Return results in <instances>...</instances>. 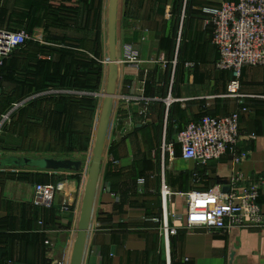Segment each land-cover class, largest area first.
Segmentation results:
<instances>
[{"label":"crops","instance_id":"crops-1","mask_svg":"<svg viewBox=\"0 0 264 264\" xmlns=\"http://www.w3.org/2000/svg\"><path fill=\"white\" fill-rule=\"evenodd\" d=\"M234 2L0 0V29L30 36L0 74L5 111L26 101L0 137V153L8 154L0 162L81 163L78 172L0 165V264H72L100 130V172L78 264H264V229L210 234L169 218L178 233L165 240L157 222L163 185L166 210L180 214L182 194L225 186L236 175L264 179L263 68L241 73L247 111L237 150L249 153L247 161L235 166L224 156L200 167L174 144L200 117L238 110L202 13ZM126 45L139 53L137 66L122 62ZM170 145L173 156L162 150ZM37 184L55 185L50 209L33 206ZM258 204L264 212V195Z\"/></svg>","mask_w":264,"mask_h":264},{"label":"built area","instance_id":"built-area-1","mask_svg":"<svg viewBox=\"0 0 264 264\" xmlns=\"http://www.w3.org/2000/svg\"><path fill=\"white\" fill-rule=\"evenodd\" d=\"M202 13L206 17L207 26L212 28L211 43L218 54L215 67L231 74L226 96L235 99L239 107L225 117L206 115L187 124L176 135L174 144L180 147L181 158L193 161L196 166L206 167L224 156H229L231 163L236 166L249 157V153L237 150L241 136L240 117L247 111L246 96L240 92L242 69H264V0H237L218 8H204ZM29 40V34L22 29H0V72L5 61ZM122 62L137 66L140 62L139 53L126 45ZM186 67L193 68L194 64L187 63ZM2 98L3 89L0 87V132L5 125L11 123L14 112L26 102L16 103L9 111L1 113ZM162 150L174 155L173 145L164 146ZM193 176L198 180L197 173ZM143 184L142 179L138 180L139 192H142ZM55 193V185H35L33 206L50 209ZM261 195H264L263 178L250 181L236 175L225 186L180 195L186 205L185 212L169 214L166 205L170 193L163 185L164 218L157 222L165 240L178 233L177 228L169 226V218L184 222L189 231L204 229L210 234H223L233 229L263 230L264 212L258 204Z\"/></svg>","mask_w":264,"mask_h":264},{"label":"water","instance_id":"water-1","mask_svg":"<svg viewBox=\"0 0 264 264\" xmlns=\"http://www.w3.org/2000/svg\"><path fill=\"white\" fill-rule=\"evenodd\" d=\"M104 137V130H100L96 144H95V156L92 158L91 165L89 168V176L90 182L87 186L86 198L84 201V212L79 228L80 235L77 239L76 250L74 252V256L72 259V264H78L81 260V242L83 233L86 230V221L89 216L91 206L93 203V198L95 194V186L100 172V163H101V155H102V144ZM0 165H13L17 167H35L41 168L42 170L47 171H73L78 172L81 168V163L70 160H52V159H44V160H30V159H11L7 161L0 162ZM227 191L226 189H224Z\"/></svg>","mask_w":264,"mask_h":264},{"label":"trees","instance_id":"trees-1","mask_svg":"<svg viewBox=\"0 0 264 264\" xmlns=\"http://www.w3.org/2000/svg\"><path fill=\"white\" fill-rule=\"evenodd\" d=\"M27 43H28V42H27ZM27 43H26V44H27ZM26 44H25V45H26ZM25 45H24V46H25ZM24 46H23V47H24ZM23 47H22V48H23ZM22 48H21V49H22ZM21 49H19L18 51L14 52L12 55H14L15 53L19 52ZM12 55H11L8 59H10V58L12 57ZM8 59H7V60H8ZM7 60H6V61H7ZM6 61H5V62H6ZM4 66H5V65H4ZM3 68H4V67H3ZM2 70H3V69H2ZM2 70H1V71H2ZM0 74H1V72H0ZM4 108H5V103H4V96H3V98H2V105H1V113H5V112L8 111V110L5 111L6 108H5V109H4ZM13 117H14V116H12V118H13ZM7 126H9V125H5V126L3 127V129L5 130V129L7 128ZM3 129H2V130H3Z\"/></svg>","mask_w":264,"mask_h":264},{"label":"rangeland","instance_id":"rangeland-1","mask_svg":"<svg viewBox=\"0 0 264 264\" xmlns=\"http://www.w3.org/2000/svg\"><path fill=\"white\" fill-rule=\"evenodd\" d=\"M177 50L179 51V47L176 49V51H177ZM13 121H14V120H13ZM11 125H12V124H11ZM11 125H9L7 128L11 127ZM5 130H6V129H5ZM3 134H4V129L1 130V132H0V137L3 136ZM4 155L7 156L8 154H6V153L3 154V153L1 152V153H0V158L4 157Z\"/></svg>","mask_w":264,"mask_h":264}]
</instances>
